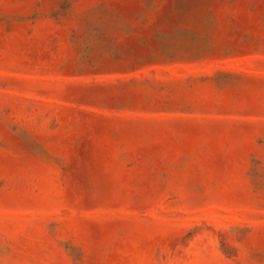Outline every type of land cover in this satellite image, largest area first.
<instances>
[{"label":"rangeland","instance_id":"1","mask_svg":"<svg viewBox=\"0 0 264 264\" xmlns=\"http://www.w3.org/2000/svg\"><path fill=\"white\" fill-rule=\"evenodd\" d=\"M0 264H264V0H0Z\"/></svg>","mask_w":264,"mask_h":264}]
</instances>
